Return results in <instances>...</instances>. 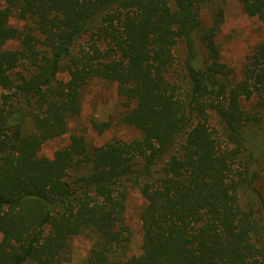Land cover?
<instances>
[{"label":"trees","instance_id":"1","mask_svg":"<svg viewBox=\"0 0 264 264\" xmlns=\"http://www.w3.org/2000/svg\"><path fill=\"white\" fill-rule=\"evenodd\" d=\"M1 1L0 264H62L82 236L83 264H264V44L238 78L217 0ZM227 1L264 23V0ZM96 82L121 114L93 132L136 138L75 131ZM133 191L143 238L129 257Z\"/></svg>","mask_w":264,"mask_h":264},{"label":"rangeland","instance_id":"2","mask_svg":"<svg viewBox=\"0 0 264 264\" xmlns=\"http://www.w3.org/2000/svg\"><path fill=\"white\" fill-rule=\"evenodd\" d=\"M220 7L224 10V23L217 35L216 42L221 48L222 59L224 63L234 68L237 77L240 78L242 67L247 57L259 45L264 44V23L256 18L246 16L240 4L234 1L217 0ZM4 7L0 0V8ZM214 13L210 9H204L201 12V18L207 27L213 22ZM183 48L177 49L179 57L184 56ZM86 92L83 100V115L80 121L75 125V131H79L88 137L89 143L103 145L113 137H118L124 141H129L138 135L137 132L128 128H118L103 135L93 132L90 122H106L111 119L117 121L120 117L119 99L117 97L116 87L114 85L94 83ZM3 90L0 88V97ZM264 121V112H262ZM74 131V130H73ZM68 139L64 138L44 146L42 154L52 157L53 153L66 146ZM262 182H260V191L264 195V172H261ZM259 203V201H258ZM144 206V200L137 191L130 195L127 212L125 215L126 225L130 233V247L128 256H137L142 248V227L140 214ZM259 206V204H258ZM2 236L0 235V241ZM90 254V241L85 237H78L72 242L71 250L66 255L62 264H83Z\"/></svg>","mask_w":264,"mask_h":264}]
</instances>
